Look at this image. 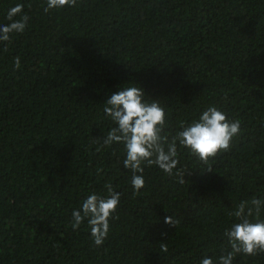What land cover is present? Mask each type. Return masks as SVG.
I'll use <instances>...</instances> for the list:
<instances>
[{"label":"trees","instance_id":"16d2710c","mask_svg":"<svg viewBox=\"0 0 264 264\" xmlns=\"http://www.w3.org/2000/svg\"><path fill=\"white\" fill-rule=\"evenodd\" d=\"M17 4L27 27L0 43V264H215L230 250L229 213L264 199V0H77L48 13L45 0H0V24ZM130 86L160 102L169 141L209 106L240 133L212 172L177 143L185 183L142 165L133 197L124 146L92 142L114 127L106 99ZM109 182L119 219L95 247L71 214Z\"/></svg>","mask_w":264,"mask_h":264},{"label":"clouds","instance_id":"9594fccd","mask_svg":"<svg viewBox=\"0 0 264 264\" xmlns=\"http://www.w3.org/2000/svg\"><path fill=\"white\" fill-rule=\"evenodd\" d=\"M44 12L60 10L65 7L77 6V0H45ZM24 5L17 4L9 9L7 24H0V43L11 41L12 34H21L27 27L30 17L21 15ZM19 16V19L14 17ZM14 70L21 67L20 58L13 61ZM145 94L138 86H130L112 94L106 99L103 112L110 118L112 127L105 136L93 139L98 145L96 151L110 147L114 143L122 144L125 153L123 166L132 172L131 186L133 197L140 194L144 187V167L156 166L166 175L174 174L180 183H185L184 172L178 169L180 148L197 158L200 163L208 165L207 172H212L210 161L222 152L231 149L232 139L240 133V121L229 120L224 112L215 106H209L197 120L185 125L169 141L163 134L166 127L165 111L158 100L146 101ZM166 146V148H165ZM143 165V166H142ZM139 173V175L137 174ZM107 195L90 194L81 202L78 209L72 211L71 228L76 231L87 221L90 237L95 247L103 245L110 231V220H118L116 211L120 201V193L115 192L111 182L104 185ZM264 211V199L253 197L251 200L240 201L230 217H235L236 223L225 229L227 248L215 264H233L237 254L256 256L264 254V220L260 219ZM255 217V222L250 220ZM164 223L176 227L178 221L171 216L165 217ZM162 237L166 233L161 234ZM161 251L167 252V244L160 243ZM200 264H214L212 258L205 257Z\"/></svg>","mask_w":264,"mask_h":264}]
</instances>
